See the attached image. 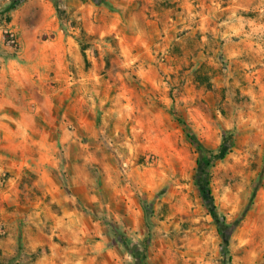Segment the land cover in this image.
Listing matches in <instances>:
<instances>
[{
  "label": "rangeland",
  "instance_id": "1",
  "mask_svg": "<svg viewBox=\"0 0 264 264\" xmlns=\"http://www.w3.org/2000/svg\"><path fill=\"white\" fill-rule=\"evenodd\" d=\"M8 66L0 264H264V0H0Z\"/></svg>",
  "mask_w": 264,
  "mask_h": 264
},
{
  "label": "trees",
  "instance_id": "2",
  "mask_svg": "<svg viewBox=\"0 0 264 264\" xmlns=\"http://www.w3.org/2000/svg\"><path fill=\"white\" fill-rule=\"evenodd\" d=\"M20 2L18 1H14L12 2V4H10L7 8V11H8V18L6 20V23L7 24H10L11 23V13L13 11L16 10L18 4ZM200 194H201V197L206 205V207L208 208V210L210 211L211 215L214 217V219L216 220V222L221 225L222 222L219 220L218 216H217V213H216V206H215V202H214V198H213V195H212V191L210 190L209 186L208 185H203L200 187ZM222 226H220L221 228Z\"/></svg>",
  "mask_w": 264,
  "mask_h": 264
},
{
  "label": "crops",
  "instance_id": "3",
  "mask_svg": "<svg viewBox=\"0 0 264 264\" xmlns=\"http://www.w3.org/2000/svg\"><path fill=\"white\" fill-rule=\"evenodd\" d=\"M12 25V23H11ZM11 76V69L8 67H5L3 69H0V90H5V93L9 91V77Z\"/></svg>",
  "mask_w": 264,
  "mask_h": 264
}]
</instances>
